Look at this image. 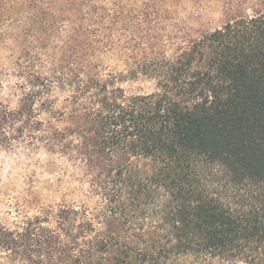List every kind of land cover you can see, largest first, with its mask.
Returning <instances> with one entry per match:
<instances>
[{
    "label": "trees",
    "instance_id": "trees-1",
    "mask_svg": "<svg viewBox=\"0 0 264 264\" xmlns=\"http://www.w3.org/2000/svg\"><path fill=\"white\" fill-rule=\"evenodd\" d=\"M39 51L15 65L19 107L0 101V151L54 140L102 204L0 225V264H264V12L143 58L149 94L75 69L76 52L47 70Z\"/></svg>",
    "mask_w": 264,
    "mask_h": 264
},
{
    "label": "rangeland",
    "instance_id": "rangeland-1",
    "mask_svg": "<svg viewBox=\"0 0 264 264\" xmlns=\"http://www.w3.org/2000/svg\"><path fill=\"white\" fill-rule=\"evenodd\" d=\"M263 12L264 0H0V101L19 107L22 81L14 68L26 48L40 50L38 66L47 70L66 66L76 52L75 69L122 73L127 94H149L155 82L132 73L143 58L173 57L225 23ZM54 96L63 107V95ZM74 124L66 117L55 126ZM52 142L23 140L0 151L1 226L19 228L62 205L93 212L102 204L81 161Z\"/></svg>",
    "mask_w": 264,
    "mask_h": 264
}]
</instances>
